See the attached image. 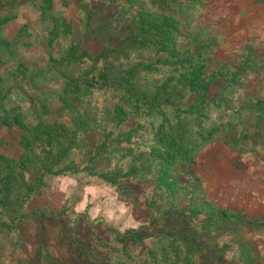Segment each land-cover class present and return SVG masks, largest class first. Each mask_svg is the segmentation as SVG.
I'll use <instances>...</instances> for the list:
<instances>
[{"label":"rangeland","instance_id":"1","mask_svg":"<svg viewBox=\"0 0 264 264\" xmlns=\"http://www.w3.org/2000/svg\"><path fill=\"white\" fill-rule=\"evenodd\" d=\"M176 6L187 42H213L205 77L215 76L207 97L215 100L204 125L216 132L204 143L196 117L183 118L189 141L202 146L176 164L179 186L170 192L159 186L151 156L157 136L151 123L158 126L161 113L152 110L144 128L124 141L138 120L116 113L114 94H127L68 91L69 78L89 79V65L52 66L49 59L77 46L93 56L122 46L138 2L0 0V19L9 18L0 36L11 42L0 49V264H264V0ZM154 59L135 50L129 57L111 53L107 62L116 71ZM158 68L143 72L141 86L177 75ZM177 96L186 107L195 100L187 88ZM4 110L21 114L24 125L3 120ZM42 126L52 135L49 144ZM132 167L137 174L118 184L98 177ZM6 174L14 189L3 204ZM222 210L245 220H212Z\"/></svg>","mask_w":264,"mask_h":264},{"label":"trees","instance_id":"2","mask_svg":"<svg viewBox=\"0 0 264 264\" xmlns=\"http://www.w3.org/2000/svg\"><path fill=\"white\" fill-rule=\"evenodd\" d=\"M138 2V7L131 12V17L127 22L128 36L122 46L118 48H106L93 56L87 51L77 52V47H73L69 55L58 58L50 52L49 59L52 66H73L86 62L89 68L85 70L88 80L69 78L66 89L68 91L84 90L92 91L94 87L117 92H122L127 96L119 97L114 94L116 100L115 110L118 114L128 113L137 118L138 125L125 134L124 141H128L134 136L137 129L144 128L152 110L161 113L162 121L158 124H151L157 128L156 145L151 150L152 159L158 165V184L165 187L170 192L178 189V183L174 177L173 170L179 161L188 160L202 144L190 142L189 127L183 118L194 115L198 120V133L203 142L210 141L216 132V128H206L204 125L206 108L214 98H207L215 76L206 79V55L212 46L211 40H204L198 37L187 42V34L181 27L182 11L176 6L179 0H132ZM5 17L0 19V27L8 21ZM11 42L0 36V49L8 47ZM135 50L152 52L154 61L145 63L138 62L128 69H109L108 58L111 53L120 52L125 57ZM159 65L167 66L171 71L177 73L175 77L168 76L161 82L154 83V88H144L139 83L140 78L146 71L158 70ZM144 72V73H143ZM94 76L93 80H90ZM175 82H172V81ZM183 88L195 93V100L192 106L182 105V98L177 99L179 91ZM173 97H176L173 99ZM126 98V99H125ZM124 99L126 100L124 103ZM162 105H167L174 111V117L166 116ZM142 112H145L142 114ZM146 114V115H145ZM145 115V121L141 119ZM2 119L24 125L23 116L4 110ZM142 125V126H141ZM47 134L46 139L51 143L52 135L49 129L41 127ZM122 142V140L120 141ZM20 162L22 168L21 175L24 174L26 159L23 157ZM136 167L128 171L115 170L100 172L98 177L112 184H118L120 178L134 176L137 174ZM1 197L3 204H7L13 193L14 182L10 174H6L3 179ZM211 219V218H210ZM212 220H238L245 218L240 213L231 210H222L212 218ZM264 225V222H259ZM188 248L194 249L187 239L183 240Z\"/></svg>","mask_w":264,"mask_h":264}]
</instances>
